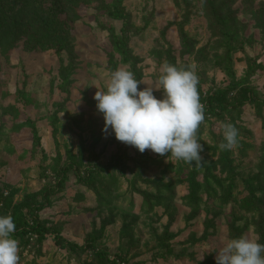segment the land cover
<instances>
[{
	"label": "rangeland",
	"instance_id": "1",
	"mask_svg": "<svg viewBox=\"0 0 264 264\" xmlns=\"http://www.w3.org/2000/svg\"><path fill=\"white\" fill-rule=\"evenodd\" d=\"M255 1L257 4L264 2ZM52 3V0H45L44 7H51ZM100 5L99 0H95L80 7V19L69 22V54L59 56L54 50L29 51L25 42L10 50L7 57L0 52V216L13 218L17 210L30 203L31 199L39 197L41 200L38 194L54 180L53 167H62L68 159V152L75 156L82 154L84 165L96 155L99 163L107 166L114 155L133 157L137 151L116 140L114 133L103 132L104 120L96 110L95 93L106 91L105 86L112 73L108 66L112 52L108 29L111 25L117 31L121 28L119 23L104 14ZM123 5L138 28L132 37L130 50L142 60L143 83L138 85L139 89L152 86L157 79L161 67L157 53L172 48L180 57V24L184 23L189 37L198 42L197 48L210 39L207 21L196 3L183 10L174 0H123ZM234 8L240 9V2ZM187 9L188 19L185 18ZM65 17L63 15L62 19ZM239 18L246 24L245 38L252 42H246L245 51L234 55L238 78L245 73L247 56L255 58L264 68L262 33L249 17L240 14ZM61 59L65 66L74 70L68 93L61 89ZM191 64L195 72L198 65ZM119 68L129 71L124 65ZM199 71L204 91L229 85L228 77L220 70L201 66ZM250 85L264 99V69L256 71ZM154 95L161 98L159 91H154ZM7 106L20 110L24 118L14 122L3 115L2 107ZM238 124L240 139L250 147L246 157H241L239 148L233 147L234 165L245 175L256 174L264 146V107L259 114L253 106H246ZM220 133L221 124L215 119L208 124L204 122L202 130L196 132L203 146L200 155L207 163L218 159L219 152L214 155L213 150L221 140L216 137ZM145 151L154 157L151 150ZM182 163V160L173 158H164L159 165L150 163L140 173L142 180L137 179L135 187L129 183L133 180L132 174L119 177L112 169L103 174V189L100 186L96 190L88 189L71 175L65 190L54 195L50 204L36 213L40 220L47 222V226L58 229L63 238L79 246L85 244L87 234L104 225L101 248L108 252L110 260L115 259L117 263V257L121 256L128 264H216V251L233 239L232 231L237 232V229H241L242 236L258 242L254 226L247 228L244 219L249 220L252 216L244 215L232 203L219 207L209 201V206L203 202L197 214L191 216V210L183 202L187 185L182 182L193 167L184 163L183 171L178 175L177 169ZM169 167L173 172H169L163 181L175 183L170 208L156 207L153 212L147 211V207L141 210L147 194L156 192V186L151 182L161 181ZM214 174L220 176L219 167ZM112 175L119 183L112 186L109 197V188L105 184L111 181ZM97 184H100L99 180ZM221 193L219 191V196ZM163 196L166 197V193ZM237 196H246L241 186L237 189ZM101 198L110 201L111 205L101 206ZM22 211L24 214L28 212L25 207ZM167 235L175 236L171 243L173 254L161 258L160 241ZM13 238L18 243L17 264H100L90 252L61 249L52 235L42 242L32 235L27 236V242H22L19 237Z\"/></svg>",
	"mask_w": 264,
	"mask_h": 264
},
{
	"label": "trees",
	"instance_id": "2",
	"mask_svg": "<svg viewBox=\"0 0 264 264\" xmlns=\"http://www.w3.org/2000/svg\"><path fill=\"white\" fill-rule=\"evenodd\" d=\"M51 7H44L45 0H0V52L7 57L8 52L21 42H25V47L29 51L47 52L54 50L61 56L64 53H70V25L69 22L80 19L79 9L82 6H88L95 0H52ZM178 8L183 10L191 3H196L198 9L207 21V28L210 33V39L206 44L197 48L198 42L193 41L184 30V23L178 26L181 50L180 57L176 56L177 50L170 48L168 51L157 53L160 66L164 63L179 67L192 66L196 63L195 75L197 77V92L199 102L203 106L204 120L199 125L196 132L202 130L205 123H211V119L219 121L221 130L224 124H231L237 129V143L234 145L239 148L241 157H246L247 149L250 144L240 139L241 120L246 106H253L259 114L264 107V99L257 90L250 85V80L258 69H264L258 64L255 58L246 57L247 68L242 77L238 78L234 69V55L245 51L246 42L251 43L250 39L244 36L246 24H244L239 15L249 17L254 22V27L258 29L264 39V2L256 3L255 0H174ZM240 2L241 8H234ZM100 9L112 21L121 25L119 31L114 25L108 29L109 39L112 46L110 60L108 63L111 72L119 68L120 65L128 67L133 73L135 79L142 81L143 72L140 67L142 60L135 57L130 50L132 37L138 28L134 25L131 15L126 11L123 0H99ZM65 15V19L62 16ZM188 9L185 18L188 19ZM191 58L193 62L191 61ZM201 66H209L214 70H220L229 79V85L219 87L215 90L204 91L202 89V73L199 71ZM193 67V66H192ZM74 70L65 66L61 59L59 77L62 81L61 89L68 93V85ZM140 85V84H139ZM2 114L9 116L14 122L24 118L20 110L14 107H2ZM27 121L31 124L28 117ZM57 122H55L56 124ZM34 125V124H32ZM32 131L36 134V129L32 126ZM219 140L215 144L214 155L219 152L218 159L207 163L202 160L197 165L191 163L192 169L185 181L187 185V194L183 196L184 204L191 210L192 217L197 214L203 202L207 206L210 203L223 207L228 203L236 205L244 215L252 216L246 219L247 228L253 225L258 235V243L264 244V146L261 148V155L256 166V174L245 175L234 165L235 151L232 149H221L219 145L223 141L222 133L217 135ZM233 146V147H234ZM165 156L155 154L154 157L148 152L136 151L133 157H122L114 155L110 164L104 166L99 163V157L94 155L93 160L84 165L82 154H67V161L62 167H53L54 180L49 182L38 194V198L31 199L14 214L12 218L15 223V231L12 234L23 242H27V236H36L39 241L47 239L48 235L54 237V241L61 248L71 252H90L97 258L100 264H128L121 256L116 260H110L108 252L101 248L102 239L105 235L106 227L102 225L87 234L85 244L79 246L76 243L67 241L61 235L60 231L54 227L47 226V222L40 220L37 210H42L50 204L54 195L65 190L66 184L71 175L76 177L79 184L88 189L96 190L97 186L104 185V172L112 169L118 176L132 174L133 180L129 183L135 187L137 179H141L140 173L146 169L150 163L159 165ZM131 163V165L129 164ZM185 163V162H184ZM184 163L179 164L178 175L183 171ZM219 167V175L214 171ZM166 168L162 180L151 182L156 186V192L152 195L147 194V201L142 202L141 210L147 207V211L153 212L156 207H163L166 210L170 208V203L174 196V182L164 183L163 178L173 172L172 167ZM113 178V179H112ZM111 181L107 184L109 197L112 195V186L118 185L117 177L112 175ZM99 180L100 184H97ZM243 188L246 196L239 198L237 189ZM103 189V188H102ZM219 191L221 195L219 196ZM166 193V197L163 194ZM8 195V194H7ZM101 206L108 207L110 201L101 198ZM27 208L28 212L23 213L22 209ZM244 217V216H243ZM243 230H246L243 228ZM242 236L241 229L232 231V238ZM173 235H167L160 241V248L163 251L161 258H167L173 254L172 241Z\"/></svg>",
	"mask_w": 264,
	"mask_h": 264
},
{
	"label": "clouds",
	"instance_id": "3",
	"mask_svg": "<svg viewBox=\"0 0 264 264\" xmlns=\"http://www.w3.org/2000/svg\"><path fill=\"white\" fill-rule=\"evenodd\" d=\"M141 83L132 72L122 68L110 74L106 91H97L94 96L96 110L104 120L102 131L114 133L116 140L141 153L148 149L160 156L168 154L167 160L198 165L203 146L196 130L204 115L193 67L178 68L164 63L152 86L139 89ZM154 91L161 92V98ZM237 135L233 125L224 124L219 147L232 149ZM14 231L12 217L0 216V264H17ZM216 253V264H264V244L244 236L228 240Z\"/></svg>",
	"mask_w": 264,
	"mask_h": 264
},
{
	"label": "built area",
	"instance_id": "4",
	"mask_svg": "<svg viewBox=\"0 0 264 264\" xmlns=\"http://www.w3.org/2000/svg\"><path fill=\"white\" fill-rule=\"evenodd\" d=\"M119 264H125V263H119Z\"/></svg>",
	"mask_w": 264,
	"mask_h": 264
}]
</instances>
